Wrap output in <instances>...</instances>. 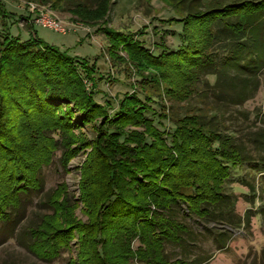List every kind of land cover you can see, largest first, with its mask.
Returning a JSON list of instances; mask_svg holds the SVG:
<instances>
[{
  "label": "trees",
  "instance_id": "obj_1",
  "mask_svg": "<svg viewBox=\"0 0 264 264\" xmlns=\"http://www.w3.org/2000/svg\"><path fill=\"white\" fill-rule=\"evenodd\" d=\"M102 1L105 0L82 2L95 7ZM172 1L184 6L183 18L167 20V23H182L183 31L178 35L180 43L170 49L157 46H163L164 41H160L155 53L143 42L136 41V47L130 50L135 57L145 58L155 70L162 71L169 98L177 103L188 101L189 107L185 109L183 105L182 110L180 105V111L176 112L175 108L167 113V104H160L149 92L143 91L129 96L127 105L126 98L120 99L110 119L104 106L92 111L96 102L94 94H74L70 90L63 96L50 91V86L55 89L54 75L61 61L72 60L74 69L77 65L68 52L40 39L35 26L28 29L27 39L14 35L15 15L0 1V230L16 224L23 216L25 199L42 189L40 173L53 163L60 149L63 150L60 162L69 172L68 161L74 156L67 132L74 131L75 126L83 129L88 123L85 116L91 117L95 112L103 123L98 128V140L88 144L89 148L93 147V154L88 156L89 170L83 177L89 182L84 186L83 181V187H90L91 191L83 203L93 210L95 217L99 214L102 218L100 224L104 232L111 233L117 228L114 236H119L118 242L125 253L119 256L123 262L115 264L207 262L206 257L197 262L169 258L167 243L182 249L186 244L185 237L181 236L187 231L186 227L169 215L175 206H185L184 214L195 221L224 226V232L239 231L250 225L257 212L249 210L244 216L239 215L236 212L238 199L229 184L231 170L238 166H246L264 178V124L255 129L249 125L240 131L231 129L229 123L245 115L246 122L250 119L243 106L257 95L261 86L264 0ZM73 68L66 72L72 84ZM209 77L215 78L214 83ZM152 83L155 87L158 82ZM72 99L80 106L79 113L71 114L65 124L58 121L50 124V110L56 102L65 104ZM86 101L87 106H82ZM34 114L39 115L35 123ZM77 114L85 116L80 118ZM149 114L158 115L159 122L170 120L171 127L159 123L161 128ZM259 115L264 117V112L260 111ZM137 122L147 129L139 143L133 140L134 133L128 129ZM27 138L32 142L30 152L34 149L41 156L34 161L31 155L27 162L20 160L15 166L11 165L18 143ZM127 177L130 183L124 180ZM100 179L103 187L98 186ZM259 180L257 176L249 181L243 178L251 194L248 202L254 208L259 200ZM67 188L66 183H62L48 197L54 215L42 216L37 225L25 231L32 240L30 250L42 259L50 253H47L50 246L56 250L50 253L49 260L69 246L66 245L70 240L68 224L60 231L48 229V220L71 211L73 203ZM61 205L65 206L64 210ZM103 238V233L98 232L99 244L92 256L96 262L107 259L105 264H114L109 260L112 253L106 255ZM136 241L140 246L134 250Z\"/></svg>",
  "mask_w": 264,
  "mask_h": 264
},
{
  "label": "rangeland",
  "instance_id": "obj_2",
  "mask_svg": "<svg viewBox=\"0 0 264 264\" xmlns=\"http://www.w3.org/2000/svg\"><path fill=\"white\" fill-rule=\"evenodd\" d=\"M0 1L9 12L15 15L16 23L12 25L14 35L19 34L23 39H27L28 29L35 26L40 39L72 56L74 65H77L76 68L71 67L72 60H66L64 63L61 61L57 75H54L53 84L56 83V86L55 89L50 86L51 92L55 91L63 96L70 90L74 94L76 92H85L89 96L94 94L96 102L92 103V111L100 110L99 108L104 106L108 119L115 115L122 99L126 98V103L129 96L142 94L143 91L147 94L149 92L151 97L156 98L155 100L160 104H167V113H172L175 108L176 112L180 111V105L182 110L183 105L185 109L189 107L188 101L177 103L173 98H169L168 85L166 83L165 86L162 82L165 76L162 71L155 70L145 58L139 55L135 57L130 50L136 47L134 45L136 41L143 42L155 53L157 52L156 44L160 41H164L165 45L157 44V46L174 49L180 43L178 35L183 31V25L175 21L167 23V20L184 17L182 11L184 6L181 3L172 0H105L95 7H89L82 2L83 0ZM72 68L75 70L73 71L75 75L72 76L75 78L73 84L71 77L66 75V72L71 71ZM260 79L261 86L257 95L243 106L244 110L249 112L250 119L246 122L244 118L246 115L236 121L234 119L229 123L231 129L238 128L244 131L246 126L251 125L254 128L264 124V117L259 115L260 111L264 112V71ZM154 80L158 82L155 87L152 83ZM209 80L214 83L215 78L209 77ZM175 88H172L171 92ZM150 89L152 91H148ZM86 103L87 101L82 103V106ZM79 107L75 99L65 104L56 102L55 107L50 110L52 114L50 124L52 121L65 124V120L71 114L79 113ZM38 116V114L33 115V123L39 121ZM77 116L80 117V114ZM157 116L149 114V117L157 122L156 124L164 123L168 128L171 127L170 120L159 122ZM85 118L88 123L83 129H76L75 126L74 131L67 132V141L72 146V156H74L68 161L69 172L60 162L63 152L60 149L53 163L49 167H44L40 173L42 189L31 193L25 199L26 209L23 216L16 224L1 228L0 264H105L107 259L96 262L92 256L95 246L99 244L96 238L100 231L105 238L106 255L108 256V252L112 253L109 260L114 264L117 261L123 262L119 256L125 253L124 247L118 242L119 236H114L117 228L114 227L111 233L104 232L100 224L102 218L99 214L95 217L93 210L83 203L91 191L90 187H83V181L84 186L89 182L88 180L86 182L83 177L89 170L88 156L93 154V147L89 148L88 144L98 140V128L103 123V119L98 117L96 112L91 117L86 115ZM128 129L133 131V140L137 143L147 132L146 127L138 122L133 126L129 125ZM31 144L29 138L25 141L22 139L18 143L14 153L15 161L11 165L15 166L17 162L20 163V160L27 162L31 155L34 161L41 156L40 152L36 154L34 149L30 152ZM252 176L260 178L258 181L259 208L257 201L255 208L248 202L251 194L243 183V178L249 181ZM124 180H128V183L131 181L129 177ZM62 183H66L73 205L68 214L57 215L56 218L48 220V229L50 230L51 227L53 231H60V228L68 224L66 230L70 240L68 244L66 242L65 244L69 246L58 251V256L49 260L48 258L52 257L50 253L56 250L54 246H50L47 250V253H50L42 259L30 250L29 245L32 240L26 236L25 231L37 225L42 216L54 215V209L47 201L53 190ZM100 185L104 186L102 179L99 180L98 186ZM229 187L238 199L236 212L239 215L244 216L249 210L257 212V215L251 218L250 225L242 227L239 231L224 232V226L195 221L184 214L185 206L180 208L175 206L169 215L184 225L187 231L181 233V236L186 239L185 249L179 248L178 245L166 244V251L171 260L182 258L197 262L200 258L206 257L209 259L203 264H264V178L262 174L255 173L246 166H238L231 170ZM64 207L61 205L62 210ZM61 242L64 243V241ZM139 246V241H136L133 245L134 250Z\"/></svg>",
  "mask_w": 264,
  "mask_h": 264
},
{
  "label": "built area",
  "instance_id": "obj_3",
  "mask_svg": "<svg viewBox=\"0 0 264 264\" xmlns=\"http://www.w3.org/2000/svg\"><path fill=\"white\" fill-rule=\"evenodd\" d=\"M63 30V29H62Z\"/></svg>",
  "mask_w": 264,
  "mask_h": 264
}]
</instances>
